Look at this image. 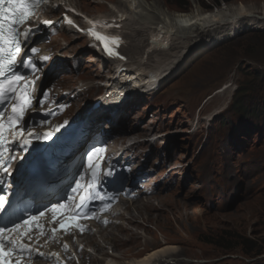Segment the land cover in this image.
<instances>
[{
  "label": "rangeland",
  "instance_id": "374dc122",
  "mask_svg": "<svg viewBox=\"0 0 264 264\" xmlns=\"http://www.w3.org/2000/svg\"><path fill=\"white\" fill-rule=\"evenodd\" d=\"M163 1L176 11L198 3L205 12L232 3L252 8V17L236 20L233 31L207 42L172 73L166 70L154 88L136 90L133 99L110 111L125 122L123 137L143 142L129 151L139 154L133 166L159 182L155 193L138 197L149 205L130 210L137 220L130 231L119 223L103 230L114 232L112 241L106 243L101 232L92 237L101 249L89 248L94 253L88 254L94 256L89 264L106 259L129 264L163 246L176 247L163 264H264V0ZM71 2L92 16L116 12L114 0ZM53 44L51 73L61 71L53 81L61 80L71 93L80 82L92 83V93L84 91L78 99L80 107L102 97L99 82L107 84L113 73L105 70L108 61L70 29ZM126 204L115 207L121 212Z\"/></svg>",
  "mask_w": 264,
  "mask_h": 264
},
{
  "label": "bare ground",
  "instance_id": "6f19581e",
  "mask_svg": "<svg viewBox=\"0 0 264 264\" xmlns=\"http://www.w3.org/2000/svg\"><path fill=\"white\" fill-rule=\"evenodd\" d=\"M114 3L116 12H113L115 14L104 18L112 19L115 17L114 19L120 21L123 25L125 31V45L122 46V49L128 61H116L114 58L109 57L107 63L108 67L114 68V70L110 76V80L104 86L105 92L103 93L105 94L96 102L99 106L103 104L110 106L117 101L119 102V107H123L126 102L134 98L136 90L138 91L140 88L147 86L152 87L155 83L158 84L160 80L164 79L167 72L172 73L176 66L180 65V63H184L194 52L205 46L207 42L212 41L219 35L226 34L228 31H233L236 27V20L243 17L245 19L252 17V8H242L232 3L223 5L213 12L203 11L201 5L198 3L195 4L194 8L179 11L170 8L163 0H114ZM118 13H120L119 19L116 18ZM80 20L79 18V21ZM230 26L232 27L229 28ZM43 49L45 51V47H43ZM58 63L61 64L60 66L62 67L66 65L65 61H59ZM166 70L168 71L166 72ZM99 75L104 76V71ZM153 76L155 79L152 81L151 79ZM49 77L50 76H48V78ZM128 78L130 80L133 79L127 81ZM142 82L146 83L140 86ZM155 86L156 85H154V87ZM93 113L96 118L98 117V122L106 117L105 113L100 109L95 110ZM128 138H130V136L123 137V135H120V144L123 145ZM139 143V140H134L128 148L139 147ZM142 144L143 142L140 143V146ZM42 150L43 147L38 144L33 150L27 151L24 157L28 153H38ZM80 151L77 152V155L81 153ZM138 156L139 154L136 153L126 159L132 161ZM27 159L33 161L34 155L29 154ZM140 196L138 197L140 198ZM138 197L136 199L120 201L119 203H127L123 206V211L118 212L116 205L109 216L105 217L107 219H121L120 227H124L127 231H130V225L135 226L134 222L137 221L135 219L136 217L130 213V210L150 204L149 199L146 200L145 203L139 201ZM114 212L117 216L112 215ZM42 222H44L45 225L57 228V222L53 220L52 212H49L45 217H40L37 221L33 222V224L40 225ZM108 225L115 226L114 221L112 220ZM88 227L91 229V232L89 235H86L85 239L81 240L88 249L94 247L100 251V245L96 240L92 239V237L94 235L97 236L99 232H101L99 236L106 243L112 241V234L114 232L105 234L103 230L107 228L106 225L98 222H89ZM61 234H56L52 240H49L47 233L45 234L42 231L32 230L31 240L43 241V244L59 249L57 240L61 239ZM72 238L73 235L65 236V239L68 241H71ZM78 238L80 237L78 236ZM108 244L112 245V243ZM175 249V246L158 247L141 257H134L129 264H163L170 258L169 256L171 254L176 252ZM93 258L94 256H91L90 259ZM162 258H165V260H162ZM104 262L103 264L117 263L116 260L112 259L109 262H107L106 259ZM82 264L85 263L82 262ZM166 264H169V262H166Z\"/></svg>",
  "mask_w": 264,
  "mask_h": 264
},
{
  "label": "snow or ice",
  "instance_id": "6c2138e0",
  "mask_svg": "<svg viewBox=\"0 0 264 264\" xmlns=\"http://www.w3.org/2000/svg\"><path fill=\"white\" fill-rule=\"evenodd\" d=\"M47 3L48 0H0V104L11 101L10 109L0 110V174L5 176L11 174V162L17 159L10 151L9 145L18 142L21 148L26 149L32 144L31 138L36 136V133L28 129L24 122L26 111L31 104L29 92L31 82L25 81V78L14 68L18 63H22L25 67L33 66L30 58H21L20 55L21 37L27 39L32 31L31 28H22V26L30 21L42 5ZM65 19L68 24H73L72 20L67 17ZM42 23L48 26L54 24L51 20H43ZM90 23L92 27L88 29V32L103 45V50L109 56H119L123 59L124 57L120 56L117 51L122 43L120 37L103 31L110 26L101 25L96 21ZM37 51L36 48L31 49L32 53ZM37 138L49 139L50 137L48 133H44L43 137ZM102 151L101 148H94L87 156V167L93 181L97 180L100 167L97 161L101 158ZM2 183L0 181V184ZM94 187L95 183L88 184L85 192L79 195L78 202H76L75 196L69 194L66 201L51 205L53 220L57 215L66 216V221L62 220L59 225L61 229L67 231L70 227L80 228L79 220L83 217L78 215V210L84 207L86 200L92 199L91 189ZM81 188L82 185L77 181L76 186L72 188V193L79 192ZM98 198L103 199V197ZM68 201L75 202V207H71ZM16 211V201L6 198L5 195H0V221L9 219L10 224V226L9 224L0 226V264H20L18 260L12 261L5 258H11L13 253L21 255L25 252L31 253V245L25 243V240H31L33 222L46 215V211H40L38 215L28 216L22 222H12L10 217ZM36 227H40V225L37 224ZM81 230L83 229L81 228ZM56 231L57 229H52L53 235ZM64 247L66 249L67 245L65 244Z\"/></svg>",
  "mask_w": 264,
  "mask_h": 264
},
{
  "label": "trees",
  "instance_id": "16d2710c",
  "mask_svg": "<svg viewBox=\"0 0 264 264\" xmlns=\"http://www.w3.org/2000/svg\"><path fill=\"white\" fill-rule=\"evenodd\" d=\"M226 1H227V0H226ZM185 5H187V3H185L184 6H185ZM181 7H182V5H181Z\"/></svg>",
  "mask_w": 264,
  "mask_h": 264
}]
</instances>
